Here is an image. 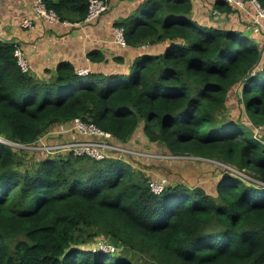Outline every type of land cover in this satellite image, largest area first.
Segmentation results:
<instances>
[{
  "label": "trees",
  "instance_id": "1",
  "mask_svg": "<svg viewBox=\"0 0 264 264\" xmlns=\"http://www.w3.org/2000/svg\"><path fill=\"white\" fill-rule=\"evenodd\" d=\"M45 2L61 22L79 23L91 0ZM192 9V0H144L116 26L128 46L165 47L110 74L62 62L53 81L37 78L0 42V138L32 145L81 119L127 146L143 126L170 156L230 166L217 196L180 183L155 193L125 158L37 151L34 168H22L26 150L0 141V264H137L129 253L145 264H264V35L199 24ZM214 9L240 11L226 0ZM89 58L106 61L99 50ZM235 89L251 125L219 117ZM99 240L118 251L94 247Z\"/></svg>",
  "mask_w": 264,
  "mask_h": 264
},
{
  "label": "crops",
  "instance_id": "2",
  "mask_svg": "<svg viewBox=\"0 0 264 264\" xmlns=\"http://www.w3.org/2000/svg\"><path fill=\"white\" fill-rule=\"evenodd\" d=\"M144 0H111L109 10L94 22L49 24L36 19L33 13V0H0V42L19 44L26 53L29 63V73L37 78L53 81L57 75V68L62 62H69L77 69L86 67L91 72L114 73L127 71L135 58L144 52H161L165 45L144 44L139 47L122 46L116 41V23L133 15ZM217 0H192L193 20L208 27L237 29L245 31L237 16L231 19L216 14L214 3ZM27 17L36 19L34 28H24L22 23ZM243 20L244 15L242 16ZM247 22V21H245ZM249 35H261L250 31ZM261 38V36H257ZM99 50L105 57V62H92L89 53ZM121 57L118 61L116 58ZM64 125L55 128L62 129ZM72 127V126H71ZM70 129V128H66ZM71 132H66L64 138L72 139ZM75 139L80 138L74 136ZM52 143V138L47 141ZM64 140V139H63ZM138 169H141L138 167Z\"/></svg>",
  "mask_w": 264,
  "mask_h": 264
},
{
  "label": "rangeland",
  "instance_id": "3",
  "mask_svg": "<svg viewBox=\"0 0 264 264\" xmlns=\"http://www.w3.org/2000/svg\"><path fill=\"white\" fill-rule=\"evenodd\" d=\"M222 15H227L231 19L234 16H237V18L245 24L246 32L249 31L248 24L250 23L251 27V17L247 12L239 11L236 13L231 14H224L221 12ZM246 20H241L243 19ZM247 21V22H245ZM252 28H250V31ZM261 46L263 48V55H264V36H261ZM264 57V56H263ZM264 62V58H263ZM237 90L235 89L231 96L228 99L227 107L222 110L219 114V117H226L230 116L234 119H240V120H246L250 123V120L248 116L246 115L245 108L242 106L241 103V96L238 94L236 95ZM251 125V123H250ZM264 128V127H263ZM259 128L260 135L264 136V129ZM256 130V129H255ZM67 136V135H66ZM63 139L64 136L62 137ZM67 138V137H66ZM61 140V137L60 139ZM33 145V144H32ZM37 146L31 147L27 146L24 149L26 151H22L21 153V159L24 162V165L22 168L30 167L34 168V165L39 162V159L42 157L41 154L37 152L38 150H35ZM127 149L132 151L133 153H127L125 159L129 163H131L132 166H134L138 171H142L147 173V175L150 176V181L154 179H166V186H172L175 184H185L189 187H202L204 188L208 193L214 194L217 196L218 191V185L223 180L224 176L228 174L226 172L228 170V167L225 166L220 162H210L206 160H201L194 156H183L178 158H172L169 153L167 152L166 148L160 144V143H153L149 141V139L145 136L143 132V126H141L133 135V137L127 141ZM30 151V152H29ZM59 154L61 156L66 155L67 153L59 152V153H53L50 155H56ZM63 154V155H62ZM53 156V157H55ZM26 165V166H25ZM141 168V169H138ZM231 173L234 175H238L241 177H246L251 183H260L258 180H256L253 176V173L248 172H242L238 169H231ZM158 181V180H157ZM94 247H100L103 251L104 249H109L107 247V244L105 240H99L94 244ZM123 250V249H122ZM121 250V251H122ZM116 249L112 253L117 252ZM108 253V252H107ZM129 256L134 259V261L137 264H145V260L142 256L135 255L132 253H129Z\"/></svg>",
  "mask_w": 264,
  "mask_h": 264
},
{
  "label": "built area",
  "instance_id": "4",
  "mask_svg": "<svg viewBox=\"0 0 264 264\" xmlns=\"http://www.w3.org/2000/svg\"><path fill=\"white\" fill-rule=\"evenodd\" d=\"M230 5L236 7L240 11L247 12L251 17L252 32L264 35V7L258 0H226ZM110 8V1L108 0H91L89 5V12L85 19V22H94L99 19L104 13ZM33 13L36 19L43 20L49 24L61 22L58 18L57 13L46 6L45 0H33ZM219 14V11H215ZM27 17L22 23L24 28H34L35 20ZM69 23V22H64ZM126 29L124 27H117L115 30L116 41L126 46L127 42L125 39ZM14 57L17 60L18 66L24 72H29L30 63L29 59L19 44L14 45ZM78 74L87 75L91 73V70L86 67H79L77 69ZM58 135L65 134L66 132H74L72 139L66 140L60 144L48 143L47 138L53 136L55 129L47 133L44 137L33 145H23L20 143H13L0 138V141L14 145L18 148L24 149L27 146L35 147V150L45 151L49 154L53 153H72L74 156H86L91 157L97 161L105 160L106 158L117 157L125 158L127 153H133L127 146L118 142L114 136L107 131L98 128L92 123H85L81 119H76L73 122L71 129H59L57 130ZM74 136L80 138L75 139ZM172 158H176L171 156ZM158 180V181H157ZM150 187L155 193H161L166 186V179H154L150 181ZM109 249H104L105 252H113L116 247L107 245Z\"/></svg>",
  "mask_w": 264,
  "mask_h": 264
}]
</instances>
